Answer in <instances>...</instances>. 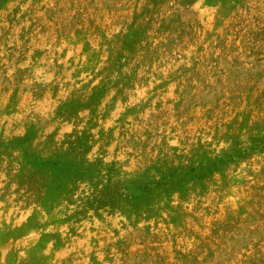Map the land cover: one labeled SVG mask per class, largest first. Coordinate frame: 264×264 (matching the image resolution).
Listing matches in <instances>:
<instances>
[{
    "label": "rangeland",
    "instance_id": "374dc122",
    "mask_svg": "<svg viewBox=\"0 0 264 264\" xmlns=\"http://www.w3.org/2000/svg\"><path fill=\"white\" fill-rule=\"evenodd\" d=\"M0 264H264V0L3 1Z\"/></svg>",
    "mask_w": 264,
    "mask_h": 264
},
{
    "label": "trees",
    "instance_id": "16d2710c",
    "mask_svg": "<svg viewBox=\"0 0 264 264\" xmlns=\"http://www.w3.org/2000/svg\"><path fill=\"white\" fill-rule=\"evenodd\" d=\"M5 1V0H0V4ZM207 3H211L214 0H205ZM25 139L22 138L20 141L16 142L15 144H19L21 142H23ZM33 165L35 166H44V167H51L54 168L56 165H60L59 161L57 159L55 160H47V161H40V160H33ZM65 167L69 170H76V171H81V172H86V171H82L81 169H79V167L74 166L73 164L70 163H66Z\"/></svg>",
    "mask_w": 264,
    "mask_h": 264
}]
</instances>
